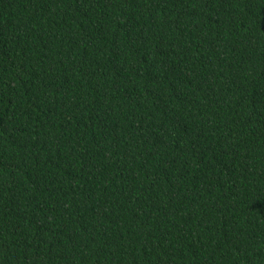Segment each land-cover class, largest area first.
Returning <instances> with one entry per match:
<instances>
[{
	"label": "trees",
	"instance_id": "trees-1",
	"mask_svg": "<svg viewBox=\"0 0 264 264\" xmlns=\"http://www.w3.org/2000/svg\"><path fill=\"white\" fill-rule=\"evenodd\" d=\"M0 264H264V0H0Z\"/></svg>",
	"mask_w": 264,
	"mask_h": 264
}]
</instances>
